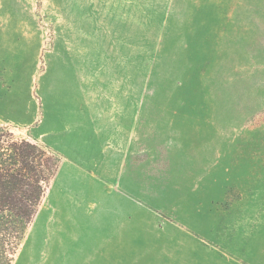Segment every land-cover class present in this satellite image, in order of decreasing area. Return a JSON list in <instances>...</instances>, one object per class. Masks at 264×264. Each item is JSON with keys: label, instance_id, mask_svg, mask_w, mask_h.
<instances>
[{"label": "rangeland", "instance_id": "374dc122", "mask_svg": "<svg viewBox=\"0 0 264 264\" xmlns=\"http://www.w3.org/2000/svg\"><path fill=\"white\" fill-rule=\"evenodd\" d=\"M0 123L59 158L13 264H264V0H0Z\"/></svg>", "mask_w": 264, "mask_h": 264}, {"label": "trees", "instance_id": "16d2710c", "mask_svg": "<svg viewBox=\"0 0 264 264\" xmlns=\"http://www.w3.org/2000/svg\"><path fill=\"white\" fill-rule=\"evenodd\" d=\"M59 158L0 123V264H13Z\"/></svg>", "mask_w": 264, "mask_h": 264}]
</instances>
